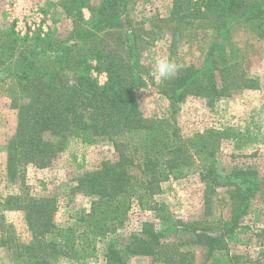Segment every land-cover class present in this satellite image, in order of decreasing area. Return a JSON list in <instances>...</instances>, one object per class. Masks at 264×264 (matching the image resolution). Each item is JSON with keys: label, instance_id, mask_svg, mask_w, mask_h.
<instances>
[{"label": "trees", "instance_id": "16d2710c", "mask_svg": "<svg viewBox=\"0 0 264 264\" xmlns=\"http://www.w3.org/2000/svg\"><path fill=\"white\" fill-rule=\"evenodd\" d=\"M252 1L255 0H173L168 18L152 19L151 26L169 33L170 53L198 27L207 26L220 38L228 32L232 18L244 19L253 34L264 38V12ZM63 3L75 25L67 39L56 37L52 28L45 33L41 27L23 38L13 30L0 32V82L19 89L11 100L12 107L18 110L19 124L8 146L6 170L12 181L20 173L21 188L5 205L25 214L31 241L18 245L16 253L25 256L23 262L28 259L34 264H53L61 257H89L96 250L97 239L119 232L127 205L151 203L161 189L160 183L169 178L171 163L191 164V148L213 158L221 152L223 142L239 143L241 136L233 129H210L189 140L186 148L187 141L170 130L166 119L145 118L141 97L149 78L154 83L155 77L141 59L145 24L131 16V0H100L98 6L92 7L97 14L92 25L81 18V8L91 7L88 0ZM52 64L58 66L52 68ZM202 69L178 68L164 80V95L180 100L183 95L200 91L222 97L233 90L255 88L256 82L247 76L242 63L222 53L217 42L207 53ZM95 74H105L103 85ZM174 86L182 92L176 94ZM97 136L111 139L117 154L135 162L138 170L106 172L84 179L82 189L95 197L91 208L78 226L60 228L54 222L55 199L31 194L24 181V169L28 165L47 168L65 151L70 139L91 140ZM164 159L167 171L162 165ZM235 171V176L247 181L248 172ZM212 173L215 175V169ZM241 200L250 203L249 199ZM234 215L225 226L193 223L191 229L209 240L210 258L216 259L214 252L219 251L229 255L226 239L235 232L242 216ZM151 227L145 224L129 236L123 243V252L151 256L166 264L187 261L175 241L151 231ZM257 236L264 239V230ZM117 246V241L109 244L108 261L120 252L121 246ZM235 259L239 257L232 256L231 260Z\"/></svg>", "mask_w": 264, "mask_h": 264}, {"label": "rangeland", "instance_id": "374dc122", "mask_svg": "<svg viewBox=\"0 0 264 264\" xmlns=\"http://www.w3.org/2000/svg\"><path fill=\"white\" fill-rule=\"evenodd\" d=\"M65 1L0 0V32L13 30L23 38L41 27L45 33L52 28L56 37L67 39L75 25L64 10L62 4ZM99 1L88 0L91 7L81 8V18L89 25L97 18L92 7L98 6ZM131 1V16L145 24L141 35L144 43L141 59L155 77L154 83L149 78L141 97L145 118L166 119L170 130L177 131L183 142L187 141L186 148L189 140L210 129H233L241 135L240 142H223L221 152L213 158L199 155L191 148L188 154L192 156V163H171L168 171L167 159H164L162 165L164 171L169 172V178L160 183L161 189L150 199L151 203L127 205L119 232L97 239L96 250L89 257L81 260L61 257L53 264H166L151 256L123 252V243L145 224H152L151 231L178 244L180 254L187 261L180 263L179 260L176 264H264V239L257 236L264 230V38L253 34L244 19L232 18L228 32H223L220 38L216 31L201 25L170 53L169 33L153 29L151 22L157 17L168 18L173 0ZM251 4L264 12V0H255ZM216 42L228 58L242 63L247 76L256 82L255 88L233 90L222 97L200 94V91L183 95L180 100L165 96L164 80L155 73L156 61L171 58L178 68L196 66L204 69L206 55ZM57 66L52 64V68ZM95 76L101 85L105 83V74ZM174 88H177L176 94L182 92L177 86ZM18 91L12 84L0 82V264H34L28 259L23 262L25 256L16 253L18 245L31 241L25 214L9 210L5 205L6 200L19 194L21 188L20 173L16 181H12L6 170L8 146L19 124L18 110L11 104L12 96ZM169 91L172 92V88ZM45 138L49 139V135ZM123 170L135 173L138 166L120 157L111 139L97 136L91 140L70 139L65 151L51 166L28 165L23 175L31 194L55 199L54 222L60 228H67L80 224L95 199L82 189V181L101 173ZM235 170L248 172L247 181L235 176ZM241 198L249 199V205ZM237 213L242 214L238 215L241 217L239 224L226 239L229 255H221L219 251L214 252L216 259L210 258L209 240L201 232L198 234L191 229L193 223L225 226ZM114 241L118 242L117 248L121 246L120 252L108 261L107 249ZM231 255L239 259L232 261Z\"/></svg>", "mask_w": 264, "mask_h": 264}, {"label": "clouds", "instance_id": "9594fccd", "mask_svg": "<svg viewBox=\"0 0 264 264\" xmlns=\"http://www.w3.org/2000/svg\"><path fill=\"white\" fill-rule=\"evenodd\" d=\"M178 71V67L175 63L171 62L167 58H159L155 64V73L161 80L171 78L175 72Z\"/></svg>", "mask_w": 264, "mask_h": 264}]
</instances>
